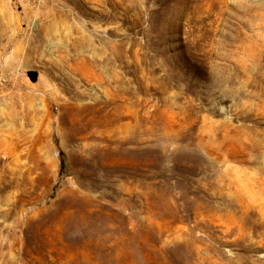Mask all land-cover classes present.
I'll list each match as a JSON object with an SVG mask.
<instances>
[{"label": "rangeland", "instance_id": "obj_1", "mask_svg": "<svg viewBox=\"0 0 264 264\" xmlns=\"http://www.w3.org/2000/svg\"><path fill=\"white\" fill-rule=\"evenodd\" d=\"M0 264H264V0H0Z\"/></svg>", "mask_w": 264, "mask_h": 264}, {"label": "trees", "instance_id": "obj_2", "mask_svg": "<svg viewBox=\"0 0 264 264\" xmlns=\"http://www.w3.org/2000/svg\"><path fill=\"white\" fill-rule=\"evenodd\" d=\"M59 157L61 161V169L63 170L66 167V163H65V154L63 153L62 150H59Z\"/></svg>", "mask_w": 264, "mask_h": 264}]
</instances>
